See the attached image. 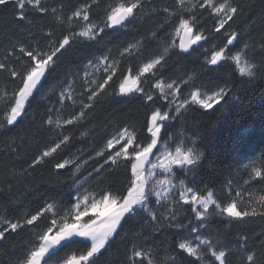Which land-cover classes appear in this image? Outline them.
Masks as SVG:
<instances>
[{"label": "trees", "instance_id": "trees-1", "mask_svg": "<svg viewBox=\"0 0 264 264\" xmlns=\"http://www.w3.org/2000/svg\"><path fill=\"white\" fill-rule=\"evenodd\" d=\"M115 0H100L98 6H93L91 20L103 26L104 9ZM221 3L223 0H216ZM47 5L56 7L58 12L63 4L65 17L82 4L91 3V0H46ZM232 3H253L252 10H246L243 15L237 16L230 26L225 28L228 32L235 30L241 40L235 46H229L227 55H232L249 43L256 50L253 62L264 65V52L260 45L264 43V21L261 20V0H232ZM176 10V0H144L143 8L136 18L126 27L105 29L102 38L76 40L72 47L58 54L54 70L47 74L43 87L36 99L28 108V114L17 127L9 126L10 130H0V215H7L12 220H23L25 214L31 215L42 208L46 203L55 202L63 208L75 203L77 190L85 189L95 193L97 197L103 191L124 192L128 184L129 173L125 171L123 163L120 166L105 163L108 152L104 156L97 153L105 151L109 139L120 130L127 127L137 132L140 143H147L146 120L157 107L162 112L168 110L167 103L155 96L153 84L157 79L167 83L175 82L181 101L189 99L194 87L211 93L218 86L225 84L231 89L227 102L214 106V110H204L198 105H192L175 120L164 122L162 129L164 140L175 142L185 141L186 146L195 147L203 153L201 163L186 174L176 170L177 179H185L187 186L205 194L207 190L216 193V199L222 203L229 202L235 191L247 189L249 192L259 193L264 185L252 182L246 185L248 174L245 165L256 160L259 164L264 157V72L257 75L255 80L242 78L231 61H221L218 65L207 62L212 52L226 45L224 29L220 33L214 31L216 20L210 9L197 7L193 12H185V18L195 15L198 28L209 37L192 46L187 52L177 45L175 26L178 20L169 19L162 9ZM155 10V11H154ZM17 6L10 3L0 6V62L8 64L9 68L21 69L28 62V58L19 52L20 45L27 48L36 46L40 41V48L48 50V38L44 35L51 29L53 39H60L69 29L56 24L51 13L41 16L39 13L25 7L27 19L21 21L17 18ZM31 20L30 26L27 21ZM168 20V23L165 21ZM77 25L79 22H76ZM163 25V26H161ZM75 27L72 29L74 30ZM75 29L74 31H79ZM155 33V35H153ZM35 36L36 39H33ZM175 40V46L168 47ZM129 45H135L131 53H120ZM15 46V53L13 52ZM165 48L168 52L165 53ZM164 54L163 68L156 71V75L143 77L140 87L151 93L155 102L142 99L141 93L127 95L119 94V83L128 73L136 75L143 63ZM251 54V53H250ZM20 59L17 60L16 57ZM108 57L109 65L118 62V71L109 82L107 92L94 102L87 100L85 80L94 79L88 73L91 64ZM7 58V59H6ZM131 70V71H129ZM106 74L98 73L97 78H104ZM184 81L188 83L185 84ZM18 81L10 77L7 71H0V91L9 92L17 86ZM71 84V89L68 86ZM68 89L72 99L60 101V93ZM83 93V95H81ZM67 95V92H66ZM83 104L92 103L86 109L83 120L73 125H65L62 129L55 125L44 123L49 117L53 121H61L78 114ZM170 115H176L172 110ZM3 111L0 110V119ZM71 137L69 144L62 146L54 157L45 159V162L29 168L32 160L40 152L52 145L60 138L59 134ZM171 133L176 139L167 135ZM68 159L74 161L64 169H56V163ZM79 165L78 171L76 166ZM27 169V171H25ZM15 172V177L11 173ZM229 184L232 188L229 194ZM10 185V187H9ZM176 199L179 194L172 195ZM245 198L247 194L245 193ZM243 205H241L242 207ZM152 207H157L155 204ZM180 215L181 223L187 225L192 221L193 226L198 223L195 214L189 205L183 203L175 205ZM164 211V209H160ZM35 229L25 226L19 235H13L7 241L0 243V264H9L23 256L25 246L33 240V232L44 229L51 219L45 214ZM159 230L153 231L152 224L147 220L146 213L137 209V214L123 222V230L116 236L101 255L97 264H120L124 260L125 250L132 242H143L150 247L158 260L163 261L165 256L172 253V246L181 235H188L186 230L169 229L157 226ZM203 231V230H201ZM213 238L219 236L221 243L229 248L236 245V241L247 236L249 246H259L264 239V219L257 217L247 223H235L220 215L210 217L209 232ZM189 238H192L189 236ZM88 243L72 244L63 248L56 260L72 252L79 254L87 249ZM103 251V250H102ZM232 264H239L238 257H230ZM207 264V260L205 261Z\"/></svg>", "mask_w": 264, "mask_h": 264}, {"label": "snow or ice", "instance_id": "snow-or-ice-1", "mask_svg": "<svg viewBox=\"0 0 264 264\" xmlns=\"http://www.w3.org/2000/svg\"><path fill=\"white\" fill-rule=\"evenodd\" d=\"M100 0H91V3L82 4L79 8L65 17L63 14V4L58 12L56 7H49L46 0H0V6H7L14 3L19 9L17 18L21 21L27 19L25 7L46 16L51 13L54 22L69 29L68 33L60 39H53L54 33L51 29L44 35L48 38V50L40 48V41L36 40V46L27 48L20 45L19 52L28 58V62L23 64L21 69L9 68L5 62H0V71H7L17 86L9 92L7 89L0 91V110L3 111V118L0 119V130H10L9 126L17 127L23 118L28 114V108L36 99L43 87V81L48 73L54 70L58 54L63 55L72 44L81 38L96 40L102 38L101 34L105 29H117L126 27L137 16L143 8L144 0H115L109 3L104 9L103 27L95 24L91 20L93 6H98ZM264 5V0H261ZM205 5L211 9V14L217 18L214 31L220 33L224 29L226 45L213 51L211 58L207 62L211 65H218L221 61H231L242 78L250 81L255 80L257 75L264 72V65L253 62L256 50L245 42L242 47L232 55H227L229 46H235L241 40L239 33L235 30L228 32L226 25L234 22L237 16L243 15L246 10H252L255 5L249 3H232V0H223L217 3L216 0H176V10L169 11L167 7L162 11L168 15L169 19L175 17L178 23L175 26V35L180 36L179 47L187 52L193 45L201 41H207L208 36L198 28L195 15L185 18V12H193L197 7L204 8ZM155 11V10H154ZM260 18L264 21V8H261ZM76 22H79L78 25ZM169 21L166 20L165 23ZM27 23L31 26L32 21ZM79 26V31L72 30ZM163 26V25H161ZM155 35V33H153ZM33 39H36L33 36ZM175 46V40L168 47ZM135 45H129L120 55L131 53ZM165 53L168 48H165ZM260 51L264 52V43L260 45ZM15 53V46L13 52ZM251 53V54H250ZM7 59V58H6ZM20 59L19 56L16 57ZM108 57H102L97 64L104 63V78H94L85 80L87 100L94 102L102 94L107 92L109 82L118 71V62L113 61L108 65ZM164 54L143 63L136 75H125L119 83V94L141 93L142 99L147 102H155L151 93L145 92L140 87L141 78L146 79V74L156 75V71L163 68ZM91 65V62H89ZM99 70V68H97ZM131 71V70H129ZM86 76L90 75L86 71ZM187 84V81H184ZM175 82L165 84L163 80L157 79L153 87L159 90L160 98L168 100V95H177L180 89L173 90ZM71 89V84L68 86ZM66 89L60 93V101L72 99L71 92ZM165 89L169 92L166 93ZM231 89L225 84L211 93L202 91L200 87H194L190 92V99L183 100L174 111L176 115L169 112H162L156 108L146 120L147 143H140L137 139V132L127 127L120 130L109 139L105 145V151L97 153L104 156L108 152L105 163L111 161L112 165L120 166L123 162L125 171L129 173L128 184L124 192L103 191L99 198L95 193L84 191L83 194L77 190L75 203L68 208L56 204L46 203L34 214H25L23 220H12L7 215H0V243L8 240L10 236L19 235L20 230L25 226L35 229L41 218H46L45 214H50L51 219L48 225L39 231L33 232V240L25 246L22 257L10 261L9 264H97L98 258L111 246L114 238L123 230V222L137 214V209L146 213L147 220L152 224L153 231L159 230L157 226L169 229L186 230L188 235H181L172 246V253L165 256L163 261L157 259L150 247H145L143 242H132L125 250L124 260L120 264H232L230 257H238L239 264H264V239L259 246H249L248 237H241L236 241V245L231 248L221 243V238L206 234L210 228V217L213 213L226 217L227 220L235 223H247L257 217L264 219V189L259 193L235 191L231 196L232 188L229 184V202L222 203L215 198L212 190H207L205 194L187 186L185 179H179V185L174 183L176 170L183 173L192 171L201 163L203 153L195 145L188 147L185 141L178 142L174 150L170 148L169 140H164L162 129L165 128V121L175 120L181 115V109L187 111L192 105H198L204 110H214V106L221 102H227ZM67 92V95H66ZM83 95V93H81ZM264 99V97H262ZM172 104L171 100H168ZM92 103L83 104L78 114L72 115L64 120L53 121L49 117L44 123L48 126L55 125V128L62 129L65 125H73L83 120L86 109L91 108ZM171 139H176L171 133H167ZM60 138L53 141L52 145L40 152L29 164V168H34L45 162L46 158L54 157L62 146L69 144L71 137L59 134ZM161 141L163 144L161 146ZM119 148L116 149V146ZM116 149V150H113ZM112 150V151H109ZM155 157V160L150 159ZM70 163L68 159L62 163H56V169H64ZM147 165V167H146ZM248 179L244 181L246 185L257 182L264 185V157H261L259 164L256 160L245 165ZM79 165L76 166L78 171ZM160 169L161 173L156 170ZM27 171V169L25 170ZM166 174V175H162ZM15 177V172L10 174ZM162 175V178L154 177ZM10 187V185H9ZM173 190H177L179 198L172 196ZM3 192V189H0ZM245 193L247 198H245ZM155 197V200L152 198ZM185 204L191 207L198 222L193 226L192 221L187 225L179 222L180 215L175 209L177 204ZM155 204L157 207H152ZM241 205H243L241 207ZM164 209V211H160ZM87 217V219H84ZM203 230V231H201ZM264 235V234H262ZM191 236L192 238H189ZM81 238V239H78ZM88 243L89 246L83 252L77 254L72 252L63 258L54 260L57 254L72 244ZM103 250V251H102Z\"/></svg>", "mask_w": 264, "mask_h": 264}, {"label": "rangeland", "instance_id": "rangeland-1", "mask_svg": "<svg viewBox=\"0 0 264 264\" xmlns=\"http://www.w3.org/2000/svg\"><path fill=\"white\" fill-rule=\"evenodd\" d=\"M115 3V2H114ZM218 3V2H217ZM18 9V8H17ZM19 10V9H18ZM210 11H211V9H210ZM214 16V15H213ZM214 18H215V20H216V22H217V18L214 16ZM78 27L79 26H75V29H78ZM103 27V26H102ZM74 29V30H75ZM176 39H177V45L179 46V44H180V40H181V37L180 36H176ZM197 45V44H196ZM193 46H195V45H193ZM180 48V47H179ZM101 60V58L100 59H98V60H96V61H94L90 66H89V68H88V73L90 74V77L91 78H93V77H95V78H97V74L98 73H103V74H106V73H104V71H103V69H104V63L105 62H102V63H100V64H97V61H100ZM108 65H109V63L108 62H106ZM97 68H99V70H97ZM127 75H129V73L127 74ZM131 75V74H130ZM146 75H149V74H146ZM134 76V75H133ZM143 78V77H142ZM142 78H141V82H142ZM165 84H168L167 82H164ZM141 85V84H140ZM178 86H176V85H173V90H175L176 88H177ZM153 90L155 91V93L156 94H154L155 96H157V97H159L160 98V93H159V90L158 89H156V88H154L153 87ZM165 92L166 93H168L169 92V90L168 89H165ZM130 94H132V93H130ZM120 95H122V94H120ZM189 99H190V97H189ZM161 100L163 101V102H165V103H167V105H168V110L166 111V112H170L171 110L173 111V112H175L174 111V109H175V107H177L182 101H181V99H180V97H179V94L177 93V95L175 96V97H173L171 94H169L168 95V100H171L172 101V104H169L168 103V100H165V99H162L161 98ZM181 110H183V109H181ZM166 122V121H165ZM162 144H163V141H161V146H162ZM169 146H170V148H172L173 150H174V147H175V142H172V141H170V144H169ZM119 148V145H117L116 146V149H118ZM116 149H113V150H116ZM109 151H112V150H109ZM150 159H153V160H155V157H150ZM109 162H111V161H109ZM121 163H123V162H121ZM121 165V164H120ZM146 167H147V165H146ZM178 170V169H177ZM180 171V170H179ZM156 172L157 173H161V170L160 169H157L156 170ZM164 175V174H163ZM166 175V174H165ZM162 176L161 175H158V176H156V177H154V179H158V178H161ZM174 183H176L177 184V187H178V185H179V179H175L174 180ZM84 191H85V189H82V190H80L79 192L81 193V194H83L84 193ZM214 193V192H213ZM174 194H178V191L177 190H173V192H172V195H174ZM215 194V198H216V193H214ZM97 198H99V197H97ZM153 200H155V197H153L152 198ZM212 215H216V213H213ZM226 218V217H225ZM84 219H87V217H85ZM78 239H81V238H78ZM54 260H56V257H54L53 258Z\"/></svg>", "mask_w": 264, "mask_h": 264}, {"label": "built area", "instance_id": "built-area-1", "mask_svg": "<svg viewBox=\"0 0 264 264\" xmlns=\"http://www.w3.org/2000/svg\"><path fill=\"white\" fill-rule=\"evenodd\" d=\"M162 175H163V174H162ZM162 175H161V176H162ZM164 175H165V174H164ZM161 178H162V177H161Z\"/></svg>", "mask_w": 264, "mask_h": 264}]
</instances>
